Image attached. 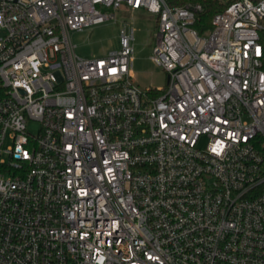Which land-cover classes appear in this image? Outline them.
<instances>
[{"label":"built area","instance_id":"built-area-1","mask_svg":"<svg viewBox=\"0 0 264 264\" xmlns=\"http://www.w3.org/2000/svg\"><path fill=\"white\" fill-rule=\"evenodd\" d=\"M122 5L158 14L99 57L69 32ZM200 2L0 0V264H264V0L200 34Z\"/></svg>","mask_w":264,"mask_h":264},{"label":"rangeland","instance_id":"rangeland-1","mask_svg":"<svg viewBox=\"0 0 264 264\" xmlns=\"http://www.w3.org/2000/svg\"><path fill=\"white\" fill-rule=\"evenodd\" d=\"M110 11L115 14L114 17L69 32L75 53L84 58L103 56L119 48L122 29L126 33L133 29L134 83L142 90L167 88L166 71L152 59L157 43L158 14L127 5Z\"/></svg>","mask_w":264,"mask_h":264},{"label":"trees","instance_id":"trees-1","mask_svg":"<svg viewBox=\"0 0 264 264\" xmlns=\"http://www.w3.org/2000/svg\"><path fill=\"white\" fill-rule=\"evenodd\" d=\"M171 5H182L187 2H200L203 10L197 15L194 27L200 34H205L212 28L214 15L224 10L228 5L237 0H167ZM258 1V0H253Z\"/></svg>","mask_w":264,"mask_h":264}]
</instances>
